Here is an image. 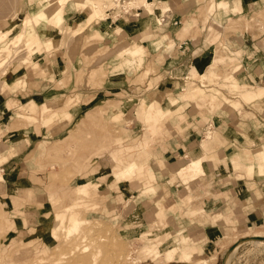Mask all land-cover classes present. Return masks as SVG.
<instances>
[{"label":"rangeland","instance_id":"1","mask_svg":"<svg viewBox=\"0 0 264 264\" xmlns=\"http://www.w3.org/2000/svg\"><path fill=\"white\" fill-rule=\"evenodd\" d=\"M91 1L69 0L58 20L43 17L23 31V19L36 0H0V30L6 34L0 42V90L12 93L0 118V150L8 149L7 158L21 159L24 175L21 187L15 188L19 183H9L5 167L11 162L0 163V264H166L171 249L176 252L173 262L264 264V227L235 231L228 214L221 213L220 195L209 202L203 198V174L183 179L158 156L190 127H205L202 141L214 135L221 140L211 125L212 113L225 102L237 109L242 91L264 85V23L256 30L246 23L245 32H258L253 40H244L256 46L255 56L244 59L238 53L234 60L208 62L232 50L231 41L221 38V32L232 30L222 31L215 16L229 25L228 12L240 10L238 0H201L196 13L183 17L168 10L160 25V13L170 9L165 0H153L152 10L141 8L139 16H127L119 4L111 8L113 0H103L102 10L95 4L90 24L66 29L71 13L78 23L91 11L77 3ZM54 6L45 10L51 12ZM105 22L108 31L99 32ZM18 32L23 36L17 42ZM52 36L60 37L65 51L55 60ZM130 38L143 44L141 65L111 72L112 54ZM153 38H163L156 51L149 46ZM194 40L204 51L193 53ZM194 62L199 70L191 74ZM23 67L40 80L34 88L38 94L27 95L32 88ZM173 68L183 73L175 77ZM257 69L263 70L261 79L254 75ZM171 100L164 113L170 116L164 118L161 109ZM150 106L158 112L156 119ZM263 142L249 141L244 147L229 140L215 143L230 163L229 171L221 168L216 178H264V173L248 171V160H233L237 153H258ZM129 162L137 167L119 178ZM133 180L138 184L128 191L124 186ZM229 181L224 187L232 185ZM26 213L32 215L28 225ZM70 214L79 219L73 233L65 227ZM203 225L207 238L192 237L190 229L201 231ZM210 242L212 247L205 249ZM204 249L209 260H193Z\"/></svg>","mask_w":264,"mask_h":264},{"label":"crops","instance_id":"2","mask_svg":"<svg viewBox=\"0 0 264 264\" xmlns=\"http://www.w3.org/2000/svg\"><path fill=\"white\" fill-rule=\"evenodd\" d=\"M103 1V0H102ZM107 1V0H104ZM100 3L99 1L92 0L91 3L97 5L98 10H102L101 6L104 3ZM153 1V0H151ZM157 2H160V0H156ZM232 4L233 0H229ZM165 2H169V8L164 9L163 11L169 10L171 14L175 15L176 17H183L185 15H188L190 13H196V11L200 8L202 5L201 0H165ZM239 9L237 12H228L227 14H224L221 12V14L227 15L230 17V23L228 25V22L224 17L220 18L219 16H215L217 19V22L220 26L224 27L222 31L232 30L227 32H221V38L225 40L231 41V49L228 51V55L225 56H212L208 58V62H212V60H218L219 63L224 62L225 59H235L236 57H239V54L246 58V55H256V51L254 48L256 46L253 44L252 46H248L244 44V40L246 39V36H249L251 40L254 39V36H257L258 32L254 31L258 28H261V24L264 23V0H238ZM77 3V2H76ZM36 3L32 2L29 5L28 9V16L31 14L33 17H37L42 19L43 17H48L46 15H40L39 14V8L38 5H35ZM77 6L79 8L82 7H90V2H85L84 4L77 3ZM65 7V6H64ZM78 8V9H79ZM168 11V12H169ZM144 11H141L142 14ZM140 14V15H141ZM73 13L70 14L69 18V25L66 29H74L77 27L84 28V21L87 23V16H85L84 19H79L78 23L75 17H72ZM263 16V17H260ZM64 18V16H63ZM1 22V19H0ZM216 22V23H217ZM162 22L160 19H158V24L160 25ZM246 23L252 25L254 28L249 29L248 32L246 31ZM85 24V25H86ZM212 24V22H211ZM108 23L105 22V25L103 27H99V32H107ZM210 25V24H209ZM234 30V31H233ZM80 33V32H79ZM247 33V34H246ZM78 35V33L76 34ZM224 35V36H223ZM200 39V38H199ZM249 39V40H250ZM259 38H257L258 40ZM53 41V48H54V60L61 58L65 51L62 47L63 41L60 39L59 36H52ZM163 42V38H153L149 46L153 51H156L159 49ZM228 42V41H226ZM256 43V42H255ZM199 42L193 41L192 44V51L198 52V51H204V47L202 45H198ZM229 44V42H228ZM140 45L142 48V53L140 54H130V49H132L134 46ZM230 46V44H229ZM254 50V51H250ZM244 51H249L244 54ZM241 52V53H240ZM239 53V54H238ZM143 59V44L142 42L130 38L129 42L125 45H121L118 50H116L112 56L111 61L113 62L111 72L114 71H123L125 69H131L136 68L141 65ZM218 63V64H219ZM232 63V62H231ZM235 65V63H233ZM231 65V66H233ZM49 69L52 68V65H48ZM46 67V65H45ZM187 66L184 67V69ZM199 70V66L197 62H194L192 64L190 73L195 74L196 71ZM24 71V77L25 81L28 85L31 86L32 90L27 95L32 94H38V91H36L34 88L35 82L41 83L40 80H35V75L33 74V71L28 67H23ZM174 72L175 77H178L183 73L181 69H172ZM257 71V72H256ZM247 71L244 70V73ZM255 76L258 79H261V75H263V70L258 69L254 70ZM261 81V80H260ZM238 81L233 78V83H237ZM254 81L250 80V83H255ZM242 84H245L242 82ZM246 85V84H245ZM253 88V90H244L241 92L242 100H238L235 102L234 105L238 104V108L234 109L230 104L221 103L222 105L219 106L218 109H216L212 113L211 120L212 121V127L214 130H218L221 134V140L219 138H216L214 135V139L211 140H203L201 138L202 131H204L205 127H201L198 131L194 128H187L184 130V133L182 136L177 137L175 139H172L169 143L168 148L162 149L158 156L162 161H164L167 165V168L171 169L172 171H175L177 175L182 177L183 179L187 178H196L198 175L203 174V177L201 178V187L203 198L206 201H212L216 197V195H220V198L223 201V208L221 213L222 214H228L230 220L233 223L234 230L237 232H243L247 231L248 229L252 228H259L264 227V178L260 179H247L246 181H238L237 179H225V176L216 178V175H221V168L224 169V171H229L230 163H228L225 155L224 150H222L221 146H217V144H223L224 140L231 143H236L240 147H244L247 145L249 141L252 142H259L262 139H264V93L260 95L258 92L261 90V88H264V85H256V86H250ZM12 93L8 90H0V118L3 115V112L7 110L6 107H4V102L6 99H11ZM146 102L151 103V99L144 98ZM173 101L171 100L169 103H166L165 108L161 109V116L164 118L170 115H164L165 111H167L171 107V103ZM237 103V104H236ZM6 109V110H4ZM178 109H180V106L178 108L172 109L173 112H178ZM149 113L152 114V118L156 119L158 116V112L155 110V108H152L151 106L148 108ZM163 118V119H164ZM162 119V120H163ZM161 120V121H162ZM162 124V123H161ZM161 124L159 126V130L161 129ZM202 129V131H201ZM219 134V135H220ZM209 139V137H208ZM217 143V144H215ZM215 144V146H214ZM261 147L258 153L252 154L250 152L247 153H241V154H234L233 160L237 159H246L248 160V163L246 164L247 169L249 172H259L264 173V142L259 146ZM11 150H9L10 152ZM8 149L0 150V163L4 162L3 164L10 163L9 165H5V167L8 168V172L10 174V180L9 183L18 182L19 184L17 186H14L15 188L21 187L20 181H23L24 175L22 173V161L19 158H7ZM255 156L253 160H250L249 158L251 156ZM16 158V159H15ZM158 158V159H159ZM228 158V157H227ZM189 161V163H188ZM200 162V169L201 172L197 175L191 176L182 175V170L187 168L192 162ZM184 167H181L185 164H187ZM123 164L118 170L114 171H120V169L124 166ZM215 176V177H213ZM39 177V176H38ZM233 178V177H232ZM0 179H3V176H0ZM191 180V179H190ZM216 180H218L217 184H215ZM220 180V181H219ZM232 180V185H230L228 188L224 187L226 184H228ZM29 182L30 180L27 179ZM138 183H135V180L128 181L126 186L128 191H133L135 189V185ZM224 187V188H223ZM221 188V189H220ZM219 189V190H218ZM226 196V197H225ZM32 219V215H29L26 213L25 221L27 222V225L30 223V220ZM223 225V223H222ZM37 230V229H36ZM190 234L192 237L199 238L200 235L205 236L203 239L207 238V229L206 226H202L201 231H197L195 229H190ZM213 243L210 242V246L206 245L205 249L211 248ZM216 246V245H215ZM202 250L200 254L196 255L193 260H209V257H203L208 255L206 250ZM186 253V252H184ZM202 256V257H201ZM176 260V256L172 260H168L169 263L166 264H190V261H185L184 259ZM171 261V262H170ZM192 264H198V263H192Z\"/></svg>","mask_w":264,"mask_h":264},{"label":"bare ground","instance_id":"3","mask_svg":"<svg viewBox=\"0 0 264 264\" xmlns=\"http://www.w3.org/2000/svg\"><path fill=\"white\" fill-rule=\"evenodd\" d=\"M69 0H36V4L35 5H38V7H41V8H39V14L40 15H43L44 13H45V15H48V17H50V18H54V19H56V20H58L60 17H61V15H63V9H64V6H65V3H67ZM78 1H86V0H78ZM56 3V4H55ZM78 3H80V2H78ZM128 3V5H127V7L128 8H131V7H138V6H140V7H142V8H144L145 10H148L149 9V11L150 10H152V7L154 6V3L152 2V1H149V0H127V2L125 1L123 4H127ZM55 5L54 7V9L53 10H51V12H49V10L48 11H46L45 9H48V7H50L51 5ZM81 4V3H80ZM118 4H119V6H118ZM122 4V5H123ZM122 5H120V2H116L115 0H113L112 1V6H111V8H113L114 6L115 7H119V8H121V6ZM90 8H91V11H90V13H89V15L87 16V22H90V21H92V18H93V16H94V14H96L97 12H96V6H95V4H90ZM151 8V9H150ZM46 11V12H45ZM168 11V10H167ZM167 11H162L161 13H160V20H161V15H164ZM48 13V14H47ZM105 15V16H104ZM98 16L100 17V16H104L103 18H105L106 19V14H104V13H99L98 12ZM40 18H38V16L37 17H33V16H31V15H27L26 17H25V19H23V31L25 30V29H27L30 25H35L36 23H39L40 22ZM2 30V29H1ZM0 30V42L1 41H3L4 39H5V36H6V34L3 32V30L1 31ZM70 30V29H69ZM73 30V29H72ZM22 31V32H23ZM23 33H21L20 32V34H19V32L17 33V36H14L15 37V39H16V41L18 42V39L17 38H19L18 36L20 35H22ZM35 34V33H34ZM23 36V35H22ZM21 36V37H22ZM17 37V38H16ZM14 38H13V40H12V42H9V44L10 43H12V44H15V40ZM22 39V42H23V38H20V40ZM10 40V41H11ZM21 42V41H20ZM49 42L50 43H53V41L52 40H49ZM15 45H17V44H15ZM20 45V44H19ZM13 46V45H12ZM15 49V48H14ZM131 51H130V54H140V53H142V48L140 47V45H136V46H134L132 49H130ZM11 52H14L13 50H11ZM11 55V54H10ZM14 56H15V54H14ZM3 62H5V61H3ZM7 62V61H6ZM9 63V62H8ZM3 64V63H2ZM1 65V64H0ZM2 66V65H1ZM5 66V65H4ZM3 68V67H2ZM2 73H3V71H2ZM8 87V86H7ZM5 89V88H4ZM264 93V88H261V90L259 91V94L260 95H262ZM135 167H137V164L135 163V162H129L126 166H125V168H124V170H122L121 172H118V175H119V178H123V177H128V176H130L131 174H132V172H133V170L135 169ZM201 172V169H200V162L199 161H197V162H192L187 168H185L184 170H182V175H184V176H187V175H191V176H194V175H197V174H199ZM80 189H83V187L82 186H80L79 187ZM68 222H69V226H65L66 228L68 227V231H69V233H73L75 230H77V228L79 227V219L77 218V217H75L73 214H70V216L68 217ZM64 227V226H63ZM61 228V229H64V228ZM60 229V230H61ZM59 230V231H60ZM65 230V229H64ZM63 230V231H64ZM62 231V230H61ZM256 241V240H255ZM254 241V242H255ZM256 244L258 245V244H261L260 243V241L259 240H257L256 241ZM262 245H264V244H262ZM176 252L174 251V249H171L170 251H167V259L168 260H171V258L173 257V255L175 254ZM183 256H185V259H187V256H188V253L187 254H185L184 253V255ZM184 258V257H183Z\"/></svg>","mask_w":264,"mask_h":264},{"label":"built area","instance_id":"4","mask_svg":"<svg viewBox=\"0 0 264 264\" xmlns=\"http://www.w3.org/2000/svg\"><path fill=\"white\" fill-rule=\"evenodd\" d=\"M116 2H120V5H122L125 1L127 2V0H115ZM128 3L125 5L123 4L121 6V9L124 10L123 12L125 13V15H133V16H139L140 15V12H141V8L140 6L138 7H131V8H128L127 7ZM163 18V15L161 16V20Z\"/></svg>","mask_w":264,"mask_h":264}]
</instances>
